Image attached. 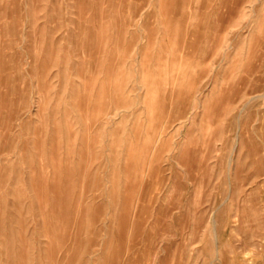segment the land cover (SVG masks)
<instances>
[{
	"label": "rangeland",
	"instance_id": "rangeland-1",
	"mask_svg": "<svg viewBox=\"0 0 264 264\" xmlns=\"http://www.w3.org/2000/svg\"><path fill=\"white\" fill-rule=\"evenodd\" d=\"M0 264H264V0H0Z\"/></svg>",
	"mask_w": 264,
	"mask_h": 264
},
{
	"label": "bare ground",
	"instance_id": "bare-ground-1",
	"mask_svg": "<svg viewBox=\"0 0 264 264\" xmlns=\"http://www.w3.org/2000/svg\"><path fill=\"white\" fill-rule=\"evenodd\" d=\"M255 96V95H254Z\"/></svg>",
	"mask_w": 264,
	"mask_h": 264
}]
</instances>
